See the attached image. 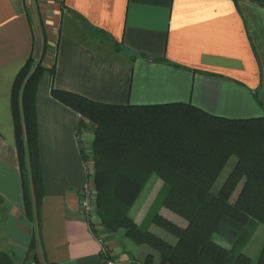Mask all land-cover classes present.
<instances>
[{
    "label": "crops",
    "instance_id": "1",
    "mask_svg": "<svg viewBox=\"0 0 264 264\" xmlns=\"http://www.w3.org/2000/svg\"><path fill=\"white\" fill-rule=\"evenodd\" d=\"M97 35L110 46L93 42ZM44 49L43 64L54 65L53 86L92 100L190 103L231 119L264 115V0H0V251L11 252L15 264L28 253L36 221L24 210L11 96L19 70ZM50 87L45 71L35 95L45 257L105 264L80 206L86 181L80 115ZM138 213L141 223L146 213ZM104 241L119 264H134L119 239Z\"/></svg>",
    "mask_w": 264,
    "mask_h": 264
},
{
    "label": "trees",
    "instance_id": "2",
    "mask_svg": "<svg viewBox=\"0 0 264 264\" xmlns=\"http://www.w3.org/2000/svg\"><path fill=\"white\" fill-rule=\"evenodd\" d=\"M44 53L45 49L39 58L31 56L19 70L11 96L24 210L36 221L22 264H56L45 257L40 232L44 191L35 95L45 71H50L51 95L80 115L79 140L91 130L95 163L86 178L95 185L92 218L101 226L97 237L121 234L133 245L146 246L149 251L142 257L133 249L126 251L134 264H264V239L256 259L244 252L254 224L264 225V115L231 119L190 103L99 102L55 88L54 65L43 64ZM79 145L86 159L84 146ZM232 157L233 167L214 190ZM155 177L162 180L163 193L138 223L131 209ZM161 207L184 218L186 226L161 215ZM146 219L173 235L175 243L144 228ZM107 258L115 257L109 253ZM0 264H15L13 254L0 251Z\"/></svg>",
    "mask_w": 264,
    "mask_h": 264
},
{
    "label": "rangeland",
    "instance_id": "3",
    "mask_svg": "<svg viewBox=\"0 0 264 264\" xmlns=\"http://www.w3.org/2000/svg\"><path fill=\"white\" fill-rule=\"evenodd\" d=\"M80 34L82 35V32H80ZM83 36H84V38L89 39L88 37H86L85 33H83ZM95 40L103 41L105 44H107V45L110 46V40L106 36H104V35H97L95 37V39L93 40V42ZM104 48H103V50H105ZM89 132H91V130H88L87 134H82L81 142H82V145L84 146V156H86L84 158H86V159H83L82 156H81V159H82V162L85 161V162L92 163V169H93V166H94L95 161H94L93 151L91 150L92 136H91V134L88 135ZM235 161H236V158L235 157H232V158L229 159L228 163L226 164V166L224 167L223 171L220 173L218 179L215 182L214 190H218V188H220V185H222V183L226 179L227 175L229 174L228 172L233 167V164H234ZM84 173H85V177L90 175V172L89 173H86L84 171ZM85 185H88V187L91 190H93V191L95 190L94 189L95 188V185H94V182L92 181V179L90 181H87V178H86V181H85L84 186ZM162 185H163L162 180L159 179V178H157V177H155L152 180V183L149 184L145 189H143L142 194L138 197V200L136 201V203L134 204V206L131 209V214L133 216H136V215L138 216L139 215L138 212L140 210L145 211V213L147 214L149 208L151 207V204H153L155 200L157 201L158 198H159V196L163 193ZM240 186H241V181L238 184V188L233 193L232 198H236ZM151 197H153L152 203L150 202L149 205H148L147 202L149 201V199ZM161 210L163 211V213H162ZM82 211H83V209H82ZM166 212L169 213V214L170 213L173 214L175 216V219H179V220H181V221H183L184 223L187 224V221L184 218L180 217L178 214H176L175 212L171 211L167 207H161L159 209V213L161 215H167ZM83 213H84V211H83ZM140 213H142V212H140ZM84 215L86 216L85 213H84ZM87 220L90 223L91 230L94 233V235H95V231H96V233L97 232H100V234H101V226L98 224L97 219H95L94 216H93V218L91 217L90 219H87ZM143 227L144 228H149L150 230H152L156 234L160 235L162 238L169 239V241L171 243H175L176 238L173 235H171L167 231L161 229L160 227H157L155 225L150 224L149 219H146V222H145V224H144ZM102 235L104 236V239H102L104 241L105 240V237H106L105 236V233L104 234L102 233ZM119 236L120 237H117L116 236V238H119L120 241H121V245L119 246V248H120L121 251H128V250H132L133 249L134 250V253L136 255H139L141 252L144 251V249L147 250V251H149L146 246L133 245L129 241H127L124 238H122L121 234ZM216 239H217V241H219L220 243H222L224 245H227V246L229 245L227 242L221 240L220 238H216ZM263 239H264V225L262 223H256V224H254V231H253L252 237H251L250 241L248 242L247 246L244 247V252H246V254H248L251 257H253V259H256L257 254H258V251H259V249L262 246ZM99 243H100V241H99ZM124 244L126 246H124ZM107 248L109 249V245L107 246ZM103 251H104V249L103 248H100L101 254L103 253ZM114 259L117 261V264L120 263L117 260L116 257Z\"/></svg>",
    "mask_w": 264,
    "mask_h": 264
},
{
    "label": "built area",
    "instance_id": "4",
    "mask_svg": "<svg viewBox=\"0 0 264 264\" xmlns=\"http://www.w3.org/2000/svg\"><path fill=\"white\" fill-rule=\"evenodd\" d=\"M83 163V168L86 173H89L92 169V163L89 162H82ZM80 205L86 214V218L90 219L92 215H94L95 212V194L94 191L91 190L88 185H85L81 189V198H80ZM98 240L101 243V248L104 249L102 255L105 257V264H117V261L115 259L107 258L109 255V249L107 247H103V235H100L97 237Z\"/></svg>",
    "mask_w": 264,
    "mask_h": 264
},
{
    "label": "bare ground",
    "instance_id": "5",
    "mask_svg": "<svg viewBox=\"0 0 264 264\" xmlns=\"http://www.w3.org/2000/svg\"><path fill=\"white\" fill-rule=\"evenodd\" d=\"M98 239V238H97ZM104 239V238H103ZM100 245H101V243H100ZM106 245V246H105ZM107 247L108 245H107V243L105 242V241H103V247Z\"/></svg>",
    "mask_w": 264,
    "mask_h": 264
}]
</instances>
